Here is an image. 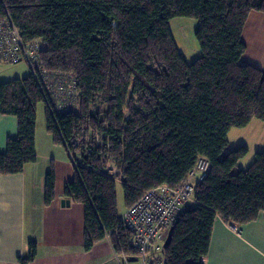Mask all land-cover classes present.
<instances>
[{"label":"trees","instance_id":"obj_1","mask_svg":"<svg viewBox=\"0 0 264 264\" xmlns=\"http://www.w3.org/2000/svg\"><path fill=\"white\" fill-rule=\"evenodd\" d=\"M253 10L264 11V0H0V22L15 25L25 42L43 40L41 65L73 76L80 102L78 113L53 115L31 70L0 81V113L18 117L17 136L0 152V174L21 172L37 159L39 102L56 143L77 124L102 131L105 145L82 156L64 194L83 204L86 249L109 234L118 250L136 252L116 183L127 208L146 189L178 187L205 156L210 167L195 183L197 202L183 206L158 254L164 264H205L217 215L238 225L264 211V151L243 169L248 148H228L232 128L264 121V68L243 59V29ZM175 17L198 21L202 53L192 61L173 36ZM55 194L51 169L45 201ZM29 247L23 263L36 255V242Z\"/></svg>","mask_w":264,"mask_h":264},{"label":"crops","instance_id":"obj_2","mask_svg":"<svg viewBox=\"0 0 264 264\" xmlns=\"http://www.w3.org/2000/svg\"><path fill=\"white\" fill-rule=\"evenodd\" d=\"M191 22L192 29L197 28L198 21L193 19ZM184 39L193 43L186 35ZM243 39L247 45L243 59L264 68V11L249 13ZM179 48L185 55L184 48ZM1 72L4 75L0 76L9 80L20 75L12 70L5 73L0 69ZM44 110V118H38L37 106V159L27 163L21 172L0 174V264H141L137 252L118 250L109 234L96 241L90 249L85 248L83 204L64 194L65 185L74 178L77 170L70 160H61V150L57 151L60 152L62 166L55 168L56 160L50 158L48 151L54 145L63 149L66 147L56 143L48 131L46 106ZM17 134V115L0 113V152L6 151L8 138ZM51 169L55 171L56 194L54 200L47 203L45 180ZM66 198H70L69 205L62 204ZM238 227L239 230L235 231L231 223L216 216L209 251L204 257L205 264H264V211L255 220L238 224ZM32 241L37 245L36 255L31 261L23 263L20 258L28 254ZM164 243H159V246L164 247ZM160 249L155 254L158 255Z\"/></svg>","mask_w":264,"mask_h":264},{"label":"built area","instance_id":"obj_3","mask_svg":"<svg viewBox=\"0 0 264 264\" xmlns=\"http://www.w3.org/2000/svg\"><path fill=\"white\" fill-rule=\"evenodd\" d=\"M43 46V40L25 42L16 26L8 20L0 22V59L5 63L28 62L37 83L47 94L49 110L53 115L67 111L78 113L79 96L75 78L45 69L39 61ZM88 131L91 132L88 125L77 124L72 136L64 138L63 144L76 170L82 165V156L93 153ZM95 131L96 144L102 148L105 134L100 130ZM209 167L210 161L205 156L198 157L187 178L178 187L161 184L146 189L137 201L124 210L121 219L130 231V244L141 257V264H164L163 259L155 254L161 248L159 243L165 241L169 228L183 206L197 202L195 183L207 175ZM113 172H116L115 168ZM231 228L239 230L235 223H231Z\"/></svg>","mask_w":264,"mask_h":264},{"label":"rangeland","instance_id":"obj_4","mask_svg":"<svg viewBox=\"0 0 264 264\" xmlns=\"http://www.w3.org/2000/svg\"><path fill=\"white\" fill-rule=\"evenodd\" d=\"M191 21H193V18L190 17H175L171 20V28L173 31V36L175 38V41L181 48H184L185 55L189 60H193L194 58H196V56H199V54H201V47L199 46V42L195 34L196 28L192 29ZM184 35H186L187 38L189 37L192 40L193 45L190 42L185 41ZM0 69H3L5 73H7L10 70L15 71L16 74H20L18 75V77H22L30 72V66L26 61H19L16 64L4 63L0 61ZM0 75H4V73L1 72ZM3 78L6 77L0 76V81L9 80ZM78 104L80 106V102ZM44 108H45V103L39 102L38 118L40 116H42V119L44 118V112H45ZM96 134H97L96 131L94 133H92V131L91 132L88 131L87 137L91 141L90 143L91 146L96 145V147L99 148V146L96 144ZM228 140H229V146H228L229 149H234L242 145L248 148L247 154L244 157H242L239 161V165L243 169H247L254 162L256 153L260 151H264V122H261V120L259 119H255L251 121L248 126L246 125L241 128H233L231 132L228 134ZM57 150L62 151L61 160H67V162H69L70 160L71 162V158L67 148L63 149L61 146L55 147L54 145V147H52L48 151V153H51L50 158L53 159V161L56 160L55 168L60 169V167L62 166L61 164L62 162L60 161L61 155H58L60 152H58ZM70 169L73 168L71 167ZM116 184H117L118 208L123 213L124 210L126 209L125 200H124V191L121 182H117Z\"/></svg>","mask_w":264,"mask_h":264},{"label":"water","instance_id":"obj_5","mask_svg":"<svg viewBox=\"0 0 264 264\" xmlns=\"http://www.w3.org/2000/svg\"><path fill=\"white\" fill-rule=\"evenodd\" d=\"M70 204V198H66V199H63V201H62V204ZM173 225L169 228V230H168V233H167V237H166V239H165V243H164V246L166 247L169 243H170V241H171V238H172V233H173Z\"/></svg>","mask_w":264,"mask_h":264}]
</instances>
